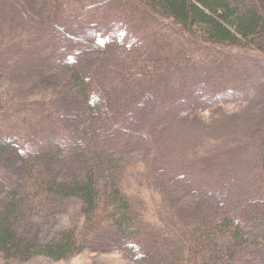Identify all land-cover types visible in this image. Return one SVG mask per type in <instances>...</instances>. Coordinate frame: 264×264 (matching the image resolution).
<instances>
[{"label": "rangeland", "instance_id": "374dc122", "mask_svg": "<svg viewBox=\"0 0 264 264\" xmlns=\"http://www.w3.org/2000/svg\"><path fill=\"white\" fill-rule=\"evenodd\" d=\"M51 2L0 0V139L8 137L12 145L3 148L1 178L19 183L30 159L19 152L30 150V137L16 124L58 109L62 126L68 127V116L85 112L83 87L72 79L76 71L93 100L101 101L97 85L109 86L111 94L122 89L118 95L123 99L130 93L129 107L120 111L127 118L120 120L125 128L140 124L152 129L147 138L114 133L126 163L123 190L143 209L146 244L158 238L175 243L194 222L232 206L237 195L264 198L256 163L260 141L252 138L264 123V59L259 53L182 36L171 21L135 11L127 0H57L53 21L48 20ZM130 68L137 76L128 79L124 75ZM109 96L116 102L117 95ZM114 107L119 109L117 103ZM42 139L36 148L41 143L51 150L58 147L52 144L55 136ZM94 154L88 159H105ZM75 160L62 151L57 173H79ZM8 194L0 192V210ZM76 213L72 200L49 197L25 209L18 230L43 241L76 224ZM0 264L142 263L108 230L63 261H7L0 255ZM236 264H264V247L249 246Z\"/></svg>", "mask_w": 264, "mask_h": 264}, {"label": "trees", "instance_id": "16d2710c", "mask_svg": "<svg viewBox=\"0 0 264 264\" xmlns=\"http://www.w3.org/2000/svg\"><path fill=\"white\" fill-rule=\"evenodd\" d=\"M127 1L134 4L135 11H146L159 20L171 21L182 36L212 45L249 49L264 59V0ZM51 3L48 20L53 21L57 0ZM56 31L62 34L58 28ZM1 47L2 43L0 52ZM126 71L129 72H125L124 77L128 79L137 76L132 73L133 68ZM82 78L76 71L72 73L73 81L83 87L88 106L85 112L68 116L70 126H62L58 109L47 111L46 117H26L22 125L14 126L17 130L25 127L30 137L27 140L30 150L19 151L30 159L26 161L19 183L0 177V192L10 193L0 210V255L5 260L26 262L45 257L63 261L88 249L102 231L108 230L129 246L142 264H236L249 246L264 247V198L248 195H237L232 206L223 205L202 221L194 222L175 243L158 238L146 244L144 239L148 232L143 224V209L137 208L123 190L126 163L121 158L122 146L114 133L123 131L125 136L147 138L152 129L140 124L125 128V123L120 121L127 120L120 111L129 107V92L123 99L118 95L122 94V89H116L114 102L111 96L106 98L113 95L109 86L97 85L101 101L93 100L91 89L81 82ZM130 91L134 94L133 89ZM115 103L119 109L114 107ZM64 128L68 130L65 132ZM50 136L56 137L52 143L58 146L55 150L42 143L36 148L42 138L47 141ZM252 138L260 141L256 163L264 182V123ZM78 146L82 149L78 150ZM5 147H12L8 137L0 139V162ZM64 150L74 155L79 173L73 171L66 177L57 173L56 159ZM92 153L96 157L105 155V159H88ZM49 197L61 203L72 200L79 219L73 226H66L36 242L18 230V221L25 209Z\"/></svg>", "mask_w": 264, "mask_h": 264}]
</instances>
